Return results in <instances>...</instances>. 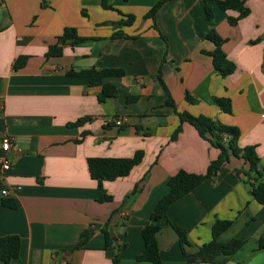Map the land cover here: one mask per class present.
<instances>
[{
	"label": "crops",
	"instance_id": "crops-1",
	"mask_svg": "<svg viewBox=\"0 0 264 264\" xmlns=\"http://www.w3.org/2000/svg\"><path fill=\"white\" fill-rule=\"evenodd\" d=\"M160 1L109 0L135 17L133 25L119 29L128 38L111 39L117 31L112 23L123 17L103 9L101 0H0V158L12 166L0 178V199L17 204L0 206V239L20 238L17 264H151L137 260L144 250L142 230L168 192L169 178L180 170L203 174L220 153L187 123L173 137L180 112L238 128L239 146H255L264 166V0H243L250 14L237 25L208 2L215 30L225 39L222 49L235 65L227 77L213 65L204 0H166L155 21L144 20ZM66 28L104 40L66 46L62 57L47 59L48 47ZM20 57H28L27 63L14 71ZM91 67L123 70L124 77L105 81L138 100L100 103L99 87L66 74ZM160 72L174 105L167 104ZM186 92L195 104L187 103ZM217 98L231 100V113L216 105ZM85 116L91 120L82 126L68 125ZM116 117L123 118L121 126ZM4 138L11 142L8 152L2 150ZM139 151L143 158L128 176L99 189L88 159L133 158ZM244 167L233 157L171 205L167 218L195 248L212 240L217 220H230L219 241L247 243L226 264H264V252L257 250L264 205L252 196L246 177L235 174ZM103 194L111 200L100 202ZM168 221L159 223L157 235L162 263L189 264Z\"/></svg>",
	"mask_w": 264,
	"mask_h": 264
},
{
	"label": "trees",
	"instance_id": "trees-1",
	"mask_svg": "<svg viewBox=\"0 0 264 264\" xmlns=\"http://www.w3.org/2000/svg\"><path fill=\"white\" fill-rule=\"evenodd\" d=\"M165 1L166 0H162L150 8L144 16V20L151 19L155 21V16ZM209 1L211 0H204L207 20L210 25L207 39L215 44V50L211 53V57L215 69L221 76L227 77L235 72V65L228 60L227 55L222 49L225 39L221 38L215 30L214 16L208 5ZM212 1L223 11L228 13V22L231 25H237L240 20L246 18L250 14V9L243 0ZM101 6L105 10L117 11L123 17L122 20L112 23L117 31L111 36V39L128 38V36L123 34L119 29L133 25L135 17L133 15H123L118 9L109 4V0H101ZM161 37L166 40L164 36L161 35ZM90 40L103 41L104 39L81 37L78 35L76 29L66 28L63 34L57 38L56 42L48 47L45 57L47 59L60 58L64 55V48L66 46L73 48ZM27 60L28 57H20L17 59L13 65L14 71L23 69ZM66 74L74 77L87 78L91 87H99L100 92L97 97L100 103L105 102L107 99L117 97H125L127 103H134L138 100V97L132 96L126 91L119 90L111 83L105 81L108 78L124 77L125 72L121 69L91 67L76 70L75 68H70ZM157 78L168 95L167 104L174 105V101L162 80L161 72ZM185 99L189 104H195L197 102V99L188 92H186ZM215 103L225 113H231V100L227 98H217L215 99ZM178 117L180 125L177 127L173 137L177 136L182 129V125L187 123L193 126L199 135L209 141L220 153L217 159L209 164L206 172L203 174H192L180 170L169 178L167 182L168 192L157 202L151 213L149 223L142 230L144 250L137 257L139 262L163 264L157 235L161 230L159 223L163 220L168 221L167 214L170 206L191 193L204 181L214 177L223 166L231 162L233 157L242 160L245 164L242 170H235V174L238 176L242 173L243 176L246 177V183L251 189L252 196L258 203L264 205V166L261 165V159L255 146H247L244 148L239 146V129L222 125L204 115L194 116L188 112H180ZM115 119L117 120L119 118L116 117ZM90 120L91 117L85 116L78 118L74 122H70L68 125L70 127H80ZM86 134L87 133L84 132L82 137ZM142 158L143 153L140 151L137 152L133 158H90L87 162L88 171L91 178L97 182L99 189H102L104 182L115 181L119 178L128 176L134 167L141 162ZM109 200H111V196L106 194H103L99 199L100 202ZM0 206L16 208L17 204L12 199H0ZM168 225L176 232L182 254L189 264H226L232 260L237 253L242 251L247 243L244 239H232L226 243L219 241L220 236L231 227L232 221L230 220H217L212 226V240L198 248H195L190 243L184 229L174 226L169 221ZM105 235L106 245H109L110 239L107 231H105ZM84 243L85 237L82 238L78 247ZM20 249L21 240L18 236L10 235L1 238L0 260L5 264H17L16 260L19 257ZM257 250L264 252V237H261L257 241ZM114 264H117V259H115Z\"/></svg>",
	"mask_w": 264,
	"mask_h": 264
},
{
	"label": "built area",
	"instance_id": "built-area-1",
	"mask_svg": "<svg viewBox=\"0 0 264 264\" xmlns=\"http://www.w3.org/2000/svg\"><path fill=\"white\" fill-rule=\"evenodd\" d=\"M124 123L123 118H119L115 121L116 126H121ZM11 142L9 138H4L2 143V150L4 152H8L10 148ZM11 162L6 158H0V178L4 177L5 173L11 169ZM3 196L8 195V191L4 190L2 192Z\"/></svg>",
	"mask_w": 264,
	"mask_h": 264
},
{
	"label": "rangeland",
	"instance_id": "rangeland-1",
	"mask_svg": "<svg viewBox=\"0 0 264 264\" xmlns=\"http://www.w3.org/2000/svg\"><path fill=\"white\" fill-rule=\"evenodd\" d=\"M238 254H240V253H238ZM236 257L239 258L238 256H236ZM238 260H239V264H243L240 259H238Z\"/></svg>",
	"mask_w": 264,
	"mask_h": 264
}]
</instances>
